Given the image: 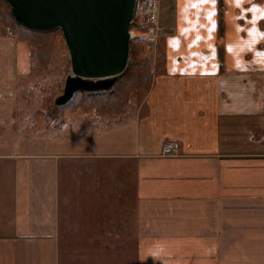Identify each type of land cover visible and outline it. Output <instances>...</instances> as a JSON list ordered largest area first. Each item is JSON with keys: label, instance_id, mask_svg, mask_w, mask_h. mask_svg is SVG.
I'll return each mask as SVG.
<instances>
[{"label": "crops", "instance_id": "crops-1", "mask_svg": "<svg viewBox=\"0 0 264 264\" xmlns=\"http://www.w3.org/2000/svg\"><path fill=\"white\" fill-rule=\"evenodd\" d=\"M159 0L163 66L119 120L22 122L0 22V264H264V0ZM178 141L176 155L162 154Z\"/></svg>", "mask_w": 264, "mask_h": 264}, {"label": "water", "instance_id": "water-1", "mask_svg": "<svg viewBox=\"0 0 264 264\" xmlns=\"http://www.w3.org/2000/svg\"><path fill=\"white\" fill-rule=\"evenodd\" d=\"M21 27L61 29L71 73L56 105L76 92L110 89L130 60L131 25L136 0H5Z\"/></svg>", "mask_w": 264, "mask_h": 264}, {"label": "trees", "instance_id": "trees-1", "mask_svg": "<svg viewBox=\"0 0 264 264\" xmlns=\"http://www.w3.org/2000/svg\"><path fill=\"white\" fill-rule=\"evenodd\" d=\"M0 22L16 39L27 43L30 48L31 66L34 73L39 72L46 75L53 68V56L60 41L64 40L61 29L41 32L26 29L17 24L11 14L9 4L5 0H0ZM223 4L219 1V58L223 62ZM146 27H137L140 32L146 31ZM160 45H157V63L159 69L163 66L164 37L161 33ZM144 36L133 37L130 41V60L126 71L117 79L116 83L108 90L85 92L78 91L63 105L52 107L48 104L47 110L52 113L75 112L92 113L99 119H109L115 116L127 115L133 101L136 103L142 99L143 92L146 91L152 82L153 76L158 69L144 55ZM68 64L71 68L70 58ZM57 98V97H56Z\"/></svg>", "mask_w": 264, "mask_h": 264}, {"label": "rangeland", "instance_id": "rangeland-1", "mask_svg": "<svg viewBox=\"0 0 264 264\" xmlns=\"http://www.w3.org/2000/svg\"><path fill=\"white\" fill-rule=\"evenodd\" d=\"M160 24V18H159ZM135 37L142 36L143 33L137 30V27H134ZM162 32H159V36L156 41H149L145 38L144 43V55L150 59L154 65L159 69L160 64L157 63V45L161 44L160 35ZM69 52L65 45V41H60L58 44L57 50L53 56V68L46 75H41L36 71L34 76L22 82V111L21 117L24 125V129H29L28 127L32 124H35L34 128H30L29 131H35L36 134H71L77 132V128H68L65 127L63 130L59 128H51L45 123L60 124L63 120V112L57 114L48 112L47 105L49 104L52 107L53 102L56 97L63 93L65 80L67 76L71 73L70 65L68 64ZM135 102L131 104L130 108L133 107ZM129 108V109H130ZM124 115L115 116L109 119L119 120L123 118Z\"/></svg>", "mask_w": 264, "mask_h": 264}, {"label": "built area", "instance_id": "built-area-1", "mask_svg": "<svg viewBox=\"0 0 264 264\" xmlns=\"http://www.w3.org/2000/svg\"><path fill=\"white\" fill-rule=\"evenodd\" d=\"M134 27H146L142 32L149 41H156L161 26L159 24V0H136L134 18L131 25V36L135 37ZM180 148L178 141H166L162 147V154L176 155Z\"/></svg>", "mask_w": 264, "mask_h": 264}]
</instances>
